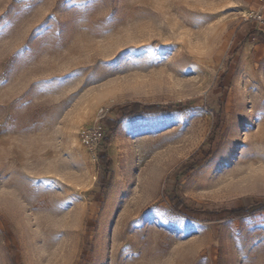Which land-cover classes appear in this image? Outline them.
<instances>
[{
  "label": "rangeland",
  "instance_id": "obj_1",
  "mask_svg": "<svg viewBox=\"0 0 264 264\" xmlns=\"http://www.w3.org/2000/svg\"><path fill=\"white\" fill-rule=\"evenodd\" d=\"M258 34L264 0H0V264H264Z\"/></svg>",
  "mask_w": 264,
  "mask_h": 264
},
{
  "label": "trees",
  "instance_id": "obj_2",
  "mask_svg": "<svg viewBox=\"0 0 264 264\" xmlns=\"http://www.w3.org/2000/svg\"><path fill=\"white\" fill-rule=\"evenodd\" d=\"M257 37L264 42V35L258 34ZM174 105H168L165 107V112H172L174 111ZM163 112V107L158 105H142L140 103H129L128 105H125L124 107L120 108L117 112V119H107L104 118L102 122L109 128V131H111L118 123L119 120H122L123 118L131 115H140V114H159ZM218 117V115H216ZM104 143H108V139L104 138ZM102 162H104L106 159L105 157H101L100 159ZM188 169H191L189 167ZM247 209H236L232 210L230 213L231 217H243L248 215Z\"/></svg>",
  "mask_w": 264,
  "mask_h": 264
},
{
  "label": "built area",
  "instance_id": "obj_3",
  "mask_svg": "<svg viewBox=\"0 0 264 264\" xmlns=\"http://www.w3.org/2000/svg\"><path fill=\"white\" fill-rule=\"evenodd\" d=\"M104 132V127L100 123L83 127L79 130V140L89 151L95 152L104 138Z\"/></svg>",
  "mask_w": 264,
  "mask_h": 264
}]
</instances>
